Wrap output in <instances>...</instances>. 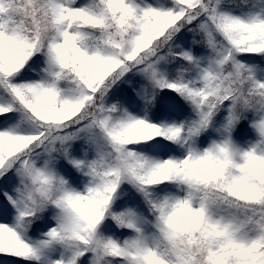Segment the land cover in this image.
Returning a JSON list of instances; mask_svg holds the SVG:
<instances>
[{"label":"snow or ice","instance_id":"obj_1","mask_svg":"<svg viewBox=\"0 0 264 264\" xmlns=\"http://www.w3.org/2000/svg\"><path fill=\"white\" fill-rule=\"evenodd\" d=\"M0 264H264V0H0Z\"/></svg>","mask_w":264,"mask_h":264}]
</instances>
